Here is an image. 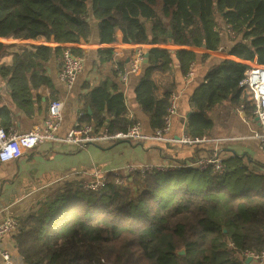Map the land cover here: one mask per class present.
<instances>
[{
    "label": "trees",
    "instance_id": "trees-1",
    "mask_svg": "<svg viewBox=\"0 0 264 264\" xmlns=\"http://www.w3.org/2000/svg\"><path fill=\"white\" fill-rule=\"evenodd\" d=\"M93 20L102 44L114 43L118 30L130 44H166L170 31H180L190 46L205 44L215 51L223 46L226 29L234 32L226 51L236 59L214 64L190 98L185 128L190 137L214 129L212 112L219 109L221 123L244 104L240 82L248 63L264 65V0H0V38L88 42ZM167 52L149 50L135 88L154 131L165 126L170 98H157L151 74ZM176 57L184 74L197 60L189 49L177 50ZM43 60L39 47L0 41V78L14 103L28 112L38 89H53ZM125 64L119 62V72ZM81 98L78 123L92 125L96 133L126 132L138 122L116 86L104 83ZM253 110L246 105L248 116ZM6 114L0 111V127L8 130L14 126ZM224 163L223 173L153 167L131 173L123 184L110 173L98 190L86 188L83 180L63 181L17 217L18 252L27 264H245L246 251L264 249V164L238 156Z\"/></svg>",
    "mask_w": 264,
    "mask_h": 264
},
{
    "label": "crops",
    "instance_id": "crops-1",
    "mask_svg": "<svg viewBox=\"0 0 264 264\" xmlns=\"http://www.w3.org/2000/svg\"><path fill=\"white\" fill-rule=\"evenodd\" d=\"M224 7L219 4V9ZM227 34V33H226ZM224 34L223 46L215 51L207 48L192 47L180 31L173 32L172 39L166 44H130L124 42V34L121 30L116 33L117 39L112 44H102L99 40L97 22L90 41L80 43H57L53 39L39 38L37 40H20L13 38H0V41L8 45L35 46L39 50L43 60V66L52 79L53 89L43 87L34 95V107L31 111L19 108L11 99L6 88V82L0 78V111L7 110V116L11 117L13 126L8 130L16 132H28L43 124L52 98L63 101V125L58 130L59 136H65L77 126L82 96L92 89L108 84L116 86L123 92L126 98L128 114L130 118H136L141 124L145 134H153L149 117L143 112L137 102L135 88L139 82L141 71L131 74L123 83L121 71H118L119 62L125 60L124 70L130 67L135 48L138 45L146 47V53L151 48L159 47L168 52L162 58L160 67L151 74L156 85L155 94L158 99L170 98L173 92L179 95L177 112L172 115L171 129L167 136L179 138L185 133L188 118L192 113L190 98L196 88L204 81L209 69L223 59H236L226 51L229 35ZM6 41H9L7 43ZM66 46L80 49L76 55L84 58V69L78 76L72 89L60 81L59 74L63 62ZM12 48L13 49H16ZM112 48V54L102 53L100 49ZM228 48V47H227ZM179 49L193 50L197 54L196 62L192 63L194 74L191 78L184 74L178 65L176 51ZM244 104L252 107L250 92L242 91ZM225 102L223 105H226ZM243 105V104H242ZM241 106V105H240ZM236 107L230 116L220 123L219 109L210 115L216 119L214 129L208 131L211 138H236L221 143L224 160L238 156L245 160H256L264 164V152L261 141L252 136L262 132L257 117L248 116L246 108L240 111ZM223 106H220L222 114ZM254 114V110H253ZM104 131V130H103ZM102 131V132H103ZM100 133V132H99ZM206 133V134H207ZM215 144L208 142L198 145H181L177 143L153 142V141H116L100 144H88L79 147L76 144H67L54 141H45L36 148L21 157L7 162H0V221L7 216L19 217L35 207L52 187L67 180L90 181L96 176L107 177L108 174L123 173L130 164L139 166H152L162 168H176L182 163L195 162L198 158L206 157L212 153ZM178 163V164H177ZM15 242L13 237H8L4 243ZM243 258V256H242ZM18 264L24 263L22 256L16 258ZM0 264H4L0 258ZM245 264H261L253 260H246Z\"/></svg>",
    "mask_w": 264,
    "mask_h": 264
},
{
    "label": "built area",
    "instance_id": "built-area-1",
    "mask_svg": "<svg viewBox=\"0 0 264 264\" xmlns=\"http://www.w3.org/2000/svg\"><path fill=\"white\" fill-rule=\"evenodd\" d=\"M231 40H234L235 34L230 29H226ZM146 47L138 45L135 48L130 67L121 71L123 83L127 81L131 74H137L145 64ZM249 69L246 71L244 78L240 82L242 91L251 93L252 106L254 107V116H256L262 132L254 134L252 137L261 141V148L264 152V65L257 62H251ZM84 58L76 55L72 51L71 46H66L63 53V63L60 69L59 79L68 89H72L76 84L78 76L84 69ZM193 65L191 66L187 77L191 78L194 74ZM126 83V82H125ZM179 95L173 92L170 96V106L168 115L165 120L163 129L156 131L153 134H145L142 131L141 124L136 122L126 132H118L110 135L107 129L101 133H96L92 125H79L71 129L67 135L59 136L58 130L63 125V109L64 103L60 99L52 100L48 107V114L42 125L36 126L28 132H16L15 130H6L0 127V162L15 160L29 151L36 148L40 143L45 141H54L67 144H76L83 147L88 144H100L103 142H116L120 140L129 141H153L177 143L181 145H198L202 143H214L215 147L212 153L206 157H201L195 162L182 163L178 168L192 167L197 169H212L216 173H223L225 169L224 157L222 156L221 143L224 141L234 140L236 138H211L208 133L200 137H190L183 133L179 138L167 136L171 129L172 115L177 112ZM247 104L240 106V111L244 112ZM220 144V146H219ZM155 167V166H154ZM152 166H139L130 164L126 167L123 173H117L116 182L123 184L127 177L133 172L146 173ZM160 168V167H158ZM161 169H175L162 168ZM106 184L105 177H98L84 182V186L88 189L98 190ZM18 230V220L15 217L7 216L0 221V258L4 264H18L16 258L19 256L18 248L15 242L4 243L8 237L13 235ZM233 245V244H232ZM243 256L247 259L264 264V249L259 253L246 251ZM21 264H27L26 262Z\"/></svg>",
    "mask_w": 264,
    "mask_h": 264
},
{
    "label": "water",
    "instance_id": "water-1",
    "mask_svg": "<svg viewBox=\"0 0 264 264\" xmlns=\"http://www.w3.org/2000/svg\"><path fill=\"white\" fill-rule=\"evenodd\" d=\"M226 10H228V9H226ZM140 19H141L142 22L145 21V19L142 18V17H140ZM172 35H173V33L170 31L169 32L170 39H172ZM204 48H206V45L205 44H204ZM148 57H149V52L146 53L145 63L148 62ZM120 141H129V140H120ZM223 229H224L225 232L227 231L225 227ZM177 253L178 254H184L185 253V249L183 248L182 250H179ZM248 260H251V258H249Z\"/></svg>",
    "mask_w": 264,
    "mask_h": 264
},
{
    "label": "rangeland",
    "instance_id": "rangeland-1",
    "mask_svg": "<svg viewBox=\"0 0 264 264\" xmlns=\"http://www.w3.org/2000/svg\"><path fill=\"white\" fill-rule=\"evenodd\" d=\"M220 12V9H219V11H218V13ZM218 18H219V22H220V15L218 14ZM95 23H96V21L95 20H93L92 21V24H93V33H94V26H95ZM148 28H150V26L148 25ZM7 43H9V41H6ZM39 50H41V52H42V48L40 47L39 48ZM178 164V163H177ZM180 165V164H179ZM179 165H176V168H178L177 166H179Z\"/></svg>",
    "mask_w": 264,
    "mask_h": 264
},
{
    "label": "bare ground",
    "instance_id": "bare-ground-1",
    "mask_svg": "<svg viewBox=\"0 0 264 264\" xmlns=\"http://www.w3.org/2000/svg\"><path fill=\"white\" fill-rule=\"evenodd\" d=\"M17 219V218H16ZM18 220V219H17Z\"/></svg>",
    "mask_w": 264,
    "mask_h": 264
}]
</instances>
